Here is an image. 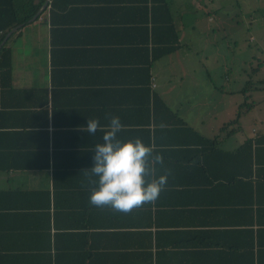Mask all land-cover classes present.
I'll list each match as a JSON object with an SVG mask.
<instances>
[{
  "label": "crops",
  "instance_id": "obj_1",
  "mask_svg": "<svg viewBox=\"0 0 264 264\" xmlns=\"http://www.w3.org/2000/svg\"><path fill=\"white\" fill-rule=\"evenodd\" d=\"M203 2L0 0V25L41 4L0 32V264H264V78L214 76ZM111 116L168 174L128 213L88 203Z\"/></svg>",
  "mask_w": 264,
  "mask_h": 264
},
{
  "label": "clouds",
  "instance_id": "obj_2",
  "mask_svg": "<svg viewBox=\"0 0 264 264\" xmlns=\"http://www.w3.org/2000/svg\"><path fill=\"white\" fill-rule=\"evenodd\" d=\"M88 133L106 128L101 142L95 144L91 166L84 169L89 186L88 203L128 213L143 204L154 202L165 189L168 174L155 175L154 166L161 162L150 144L141 138L122 139L123 125L118 116H111L106 125L97 118L84 124Z\"/></svg>",
  "mask_w": 264,
  "mask_h": 264
},
{
  "label": "rangeland",
  "instance_id": "obj_3",
  "mask_svg": "<svg viewBox=\"0 0 264 264\" xmlns=\"http://www.w3.org/2000/svg\"><path fill=\"white\" fill-rule=\"evenodd\" d=\"M212 2L207 13L199 11L198 42L207 40L205 57L212 63L214 76L230 81L264 78V0H204ZM199 25V20H198ZM204 57L203 64H206ZM212 72V73H213ZM223 77V78H224ZM258 78V79H257ZM245 81V80H244Z\"/></svg>",
  "mask_w": 264,
  "mask_h": 264
},
{
  "label": "trees",
  "instance_id": "obj_4",
  "mask_svg": "<svg viewBox=\"0 0 264 264\" xmlns=\"http://www.w3.org/2000/svg\"><path fill=\"white\" fill-rule=\"evenodd\" d=\"M40 5L41 4H37V5L33 4L34 8H32L31 11H28L27 8L25 9V8L17 7V12L14 8L11 7L10 8L12 13L11 19L6 20L5 24L0 25V32H8L18 25L25 24L29 19H31L36 14V12L39 10ZM22 13L23 15L21 16ZM10 68H11L10 51L7 49H2L0 53V69L4 70L6 73H9ZM262 85H264V81H262ZM251 88H253V84L250 82H246L244 88L242 89V93L248 92V90H251ZM244 104L246 105V107L248 106L246 102Z\"/></svg>",
  "mask_w": 264,
  "mask_h": 264
},
{
  "label": "built area",
  "instance_id": "obj_5",
  "mask_svg": "<svg viewBox=\"0 0 264 264\" xmlns=\"http://www.w3.org/2000/svg\"><path fill=\"white\" fill-rule=\"evenodd\" d=\"M49 2V0H47Z\"/></svg>",
  "mask_w": 264,
  "mask_h": 264
}]
</instances>
